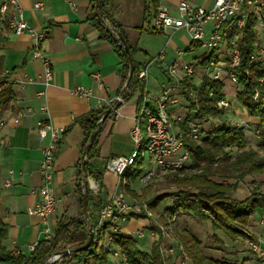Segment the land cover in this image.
Returning a JSON list of instances; mask_svg holds the SVG:
<instances>
[{"label":"crops","instance_id":"1","mask_svg":"<svg viewBox=\"0 0 264 264\" xmlns=\"http://www.w3.org/2000/svg\"><path fill=\"white\" fill-rule=\"evenodd\" d=\"M37 1L42 2V8L32 7ZM180 1L182 0H156V9L164 5L171 15H175ZM187 1L210 8L215 0ZM16 2L30 27L48 32V37L42 41L40 47L49 59L52 71L50 82L45 84L42 62L32 56V33L27 30L20 33L3 30L0 54L4 60L2 74L7 77L0 95L1 116L5 120V125L0 128V140H3V144H0V218L7 226V237L2 244L12 252L17 250L27 255L28 245L44 238V225L40 218L26 211L38 200L37 189L41 184L39 164L42 143L36 133L37 121L48 119L61 132L52 180L56 204L49 224L53 229L55 221L62 215H79L75 187L78 182L77 170L80 169L84 132L74 120L100 107L107 100L116 98L124 86L118 71L119 60L111 43L87 19L92 0ZM156 9L144 0H114L109 10L112 19L122 30L126 43L134 48V60L138 64L142 65L159 53L163 54L161 59L153 61L149 67L144 89L149 107L154 108V99L163 90L171 88L169 95L177 103L168 106V113L172 117L183 116L188 109L187 102L182 97L179 86H175V81L168 75L167 65L174 61L178 64L193 63L196 69L191 76L179 75L181 80L185 79L191 86L198 87L203 81L199 68L210 53L205 47L192 42L183 29L155 31L151 18ZM92 73H98V80L92 78ZM27 79L31 82L22 84ZM77 86L89 88L91 95L82 97L74 94L73 89ZM137 97L136 92L128 101H123L113 110L112 117L104 122L98 141L99 156L102 159L115 155L127 156L131 152V129L138 109ZM41 107H45L47 112H42ZM18 111H22L23 116L16 124L12 118ZM241 116L249 123L258 122V118L250 119L244 113ZM67 127L69 129L64 131ZM245 131L247 132L246 129ZM255 140L246 139V142H256ZM258 179L254 175L245 176L227 196L244 199ZM7 180L9 184L5 185ZM128 187L137 195L146 191V187L140 185L136 179H132ZM118 189L117 177L106 171L103 176L102 204ZM171 204L170 200L165 207ZM157 208L163 209L160 204ZM203 222L211 241L209 244L205 243V251L203 239L196 232L193 234L201 241L204 254L220 258L212 255V251H215L220 252L224 259L238 263L264 264V211H255L245 225L253 236V241L263 250L262 256L251 249L248 244L250 238L232 241L221 230H212L208 220ZM176 229L174 224L175 233ZM123 234L136 236L138 247L144 251L149 250L151 239L147 220L129 219L123 226ZM104 264L124 263L119 256L110 254Z\"/></svg>","mask_w":264,"mask_h":264},{"label":"built area","instance_id":"2","mask_svg":"<svg viewBox=\"0 0 264 264\" xmlns=\"http://www.w3.org/2000/svg\"><path fill=\"white\" fill-rule=\"evenodd\" d=\"M42 5L41 1H37L33 3L32 7L40 9ZM70 6L72 7L73 4ZM247 22L251 23L255 44V49L249 58L252 62L260 63L264 69L263 0H215L210 8L182 0L176 6L175 15H171L166 6L160 5L151 18L152 28L155 31L168 32L183 29L192 42L207 49L210 56L205 59V65L199 68L203 79L218 81L228 77L230 82L234 84L237 82L234 69L239 62L238 31ZM103 23L116 36V30L112 23L108 19H104ZM206 25H208L207 28ZM4 27L14 33H20L24 30L32 33L34 37L32 56L41 60L45 84H48L52 78L51 66L49 59L42 53L40 47L46 34L42 30L28 25L16 0H0V28L3 29ZM162 57L163 54L159 53L139 66L137 78L144 85L148 78L151 63ZM195 67L193 63L178 64L174 61L167 65L166 70L170 78L175 81V86H179L181 80L179 73L189 77L194 73ZM91 76L95 81L98 80V73H92ZM259 80L263 81V78ZM30 82L27 79L26 81L23 80L22 84H29ZM200 85L195 90L190 91V96L196 98ZM123 89L116 98L109 99L102 105L110 106L115 103L118 107L123 102ZM170 89L163 90L154 99V108L149 107L147 96L145 92L143 93L131 129L133 139L131 152L127 156H109L105 161L106 171L117 177L119 189L109 195L106 202L102 204L98 212L97 222L94 227L91 226V230L93 234L98 235L102 248L109 255H117L123 261L125 257L112 247V239L117 234H123V226L129 219L138 218L147 220L151 244L157 243L162 264H191L188 253L175 235L174 224L178 212H168L158 208L152 209L147 200L128 193L125 188L129 186L132 180L131 172L139 169L135 179L143 187L151 182L160 181L166 174L183 176L192 172L189 151L185 147L184 136L179 127L186 121V118L188 135L194 140H201L209 130L214 131L222 126L233 129L249 123L241 116V113L246 114L250 119L258 118L248 114L247 108L238 101L235 92L230 96L224 93L216 100L215 106L221 112L220 117L207 115L204 119L199 120L196 118V111L188 107L183 116L172 117L168 113V106L176 104L177 101L170 97ZM73 93L78 96L89 97L91 90L84 86H77L73 89ZM211 96L212 91L208 93V97ZM258 97L259 92L255 89L252 99L256 101ZM1 109L2 105L0 104V128L5 125V120L1 116ZM40 109L42 112H47L45 107ZM22 116L23 112L18 111L12 118L13 122L18 124ZM36 133L38 140L42 143L39 164L41 184L37 189L38 200L26 211L28 214L40 218L44 225V238H49L52 234L49 220L56 204L52 187L54 160L61 132L48 119H40L36 124ZM0 144H3L2 139ZM82 160L84 159L82 158ZM145 163L146 165H144ZM8 184L9 180L6 181L5 185ZM86 189L96 193L99 187L91 177H87V188L81 184L82 193ZM242 232L247 237L250 235L245 226L242 228ZM248 244L259 256L263 255V250L253 240L250 239ZM34 245H28V252L33 250ZM19 252L14 251L15 254ZM49 260L48 257L46 261L49 262Z\"/></svg>","mask_w":264,"mask_h":264},{"label":"trees","instance_id":"3","mask_svg":"<svg viewBox=\"0 0 264 264\" xmlns=\"http://www.w3.org/2000/svg\"><path fill=\"white\" fill-rule=\"evenodd\" d=\"M113 1L92 0L87 19L111 43L118 57L120 66L118 71L124 86L123 101H128L137 92V105L139 107L145 85L137 78V70L140 64L134 60L135 50L129 46L133 57L134 71L130 82L126 85L128 74L127 53L117 37L103 23L104 19H108L115 30L123 35L122 30L110 14L109 9ZM144 2L156 9V0H144ZM6 29L8 28H0V38L3 30ZM45 34L48 37V32H45ZM237 46L239 62L234 69L237 77L235 86H239L241 89L236 92V97L247 108L249 115L258 117L256 129L263 140L261 144L263 153L247 145L243 126L233 129L222 126L217 130L207 131L206 136L201 140H194L188 135L186 118V121L180 124L179 127L184 136L185 147L189 151L190 167L193 171L183 176L166 174L160 181L151 182L145 186L152 187L160 183L161 186L156 189V192L163 185H171L176 189L165 194L157 192L153 197L147 199L152 209H156L164 198L171 197L172 204L165 207V211H177L186 213L194 219L208 220L212 230H221L232 241L247 237L242 232V228L246 225L249 216L254 214L255 211H264V69L260 63L252 62L249 58L255 49L250 22H247L238 31ZM1 48L2 45L0 44ZM3 62V56L0 54V95L3 92L7 77L6 74L2 76ZM204 65L205 63H203ZM260 78H263V81H260ZM223 87V80L212 81L204 78L196 98H193L189 93L195 90L196 87L191 86L185 79L179 81V90L182 97L187 102L188 108L196 111V118L199 120L204 119L207 115L221 116L215 102L224 94ZM255 89L259 92L256 101L252 99ZM210 91H212V96L208 97ZM0 104L2 105L1 102ZM108 107V105H101L74 120L84 132L81 144L84 174L86 177H91L99 187L97 193H93L88 189L84 192L87 202V221L84 219L81 210L83 193L81 191V171L78 169V182L75 192L78 195L79 215L69 217L64 214L59 217L55 221L51 236L38 240L33 250L27 255L21 252L15 254L2 244V241L7 237V226L0 218V264H42L53 251L64 248H78L85 245L88 240V225L94 227L102 206L106 159L99 156L98 141L104 122L113 114V110L108 112ZM102 116L97 132L91 138V134ZM69 127L64 131H67ZM88 140H90V143L83 155ZM138 173L139 169L133 170L131 178L135 179ZM247 175L259 177L250 194L241 200L228 197V192L233 191L238 181ZM175 235L188 253L192 264H242L234 260L207 256L201 250V241L189 229H179ZM248 238L254 240L251 235ZM112 247L125 257L124 264H162L161 254L155 242L151 244L148 251H144L138 247L136 236L121 233L113 237ZM108 255V252L102 248L98 235L93 234L90 243L85 248L62 256L59 260L49 264H104Z\"/></svg>","mask_w":264,"mask_h":264},{"label":"rangeland","instance_id":"4","mask_svg":"<svg viewBox=\"0 0 264 264\" xmlns=\"http://www.w3.org/2000/svg\"><path fill=\"white\" fill-rule=\"evenodd\" d=\"M188 35V34H187ZM189 36V35H188ZM190 38V37H189ZM3 76V75H2ZM223 84H224V87H223V92L230 96L233 91H235V94L236 92L241 89V87L239 86H235L234 83L230 82V80L228 79V77H224L223 79ZM258 121V119H257ZM256 124H252V123H247V124H243L242 126L247 130V132L245 131L244 132V135H245V142H246V139L249 141V139L253 140V139H256L255 141L256 142H252L250 141L249 143H247V145H250L252 147H254L256 150H258L259 152L263 153V148L261 147L262 145V138L260 137V133L259 131L256 129ZM146 165V163L144 164ZM164 183V182H162ZM161 184L159 183L158 185H155V186H152V187H146V191L144 192V194L142 195H137L136 193L132 192L129 187H126L125 190L128 192V193H134L133 195L134 196H138L139 198H142L144 200H147L151 197H153L156 193V189L158 187H160ZM163 186H166V185H163ZM162 186V187H163ZM160 188V190H157V192L159 194L161 193H168L170 191H174L176 190L173 186L169 185V186H166L165 188ZM170 200L172 202V198L171 197H166L164 198L159 204H160V208L162 207H165L167 206L169 203H170ZM164 209V208H163ZM161 209V210H163ZM176 231H178L179 229H181V227H187L189 229L190 232H196L197 234H199V236L203 239V249L205 251V246L206 244L210 243L211 241L208 239L209 236H207V232H206V224L202 221V220H198V219H194L193 217H191L190 215L186 214V213H179L178 212V215H177V219H176ZM206 243V244H205ZM202 245V244H201ZM209 253V252H207ZM211 255V254H210ZM212 255L214 256H219L220 258H223L222 257V254L220 252H215V251H212Z\"/></svg>","mask_w":264,"mask_h":264},{"label":"water","instance_id":"5","mask_svg":"<svg viewBox=\"0 0 264 264\" xmlns=\"http://www.w3.org/2000/svg\"><path fill=\"white\" fill-rule=\"evenodd\" d=\"M116 37H117V39L119 40L120 44L123 46V48L125 49V51L127 53L128 74H127L126 83H125L127 85L130 82V80L132 78V75H133V71H134L133 57H132V54L130 52V48H129L128 44L126 43V40H125L124 36L120 32L116 31ZM116 106L117 105H115V103L110 105L108 107V112L116 109ZM102 118H103V116L101 117L100 120H98V122L96 124V127H95L94 131L91 134V138L97 132L98 126L100 125V122L102 121ZM89 143H90V140L87 141V143H86V145L84 147V150H83V153H82L83 155H84L85 151L87 150V148L89 146ZM80 171H81L82 184H83L84 188H87V177L84 174V161L82 160V158H81V161H80ZM81 210H82V214H83L84 219L87 221V219H88V217H87V214H88V212H87V202H86V199H85L84 192H83L82 197H81ZM87 234H88V240L85 243V245H83L81 247H78V248H64V249L53 251L50 254V256H49V258H50L49 262L48 261H44L42 264L52 263V262L56 261L58 258H60L62 256L69 255V254H71L73 252H76V251H78L80 249L85 248L90 243V241L92 239V236H93V233H92V230H91V225H88Z\"/></svg>","mask_w":264,"mask_h":264}]
</instances>
